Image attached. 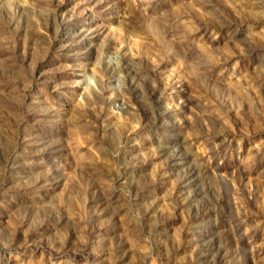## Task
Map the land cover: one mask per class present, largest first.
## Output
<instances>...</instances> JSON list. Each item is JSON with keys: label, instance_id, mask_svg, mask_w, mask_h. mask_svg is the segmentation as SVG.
Instances as JSON below:
<instances>
[{"label": "rangeland", "instance_id": "rangeland-1", "mask_svg": "<svg viewBox=\"0 0 264 264\" xmlns=\"http://www.w3.org/2000/svg\"><path fill=\"white\" fill-rule=\"evenodd\" d=\"M0 264H264V0H0Z\"/></svg>", "mask_w": 264, "mask_h": 264}]
</instances>
